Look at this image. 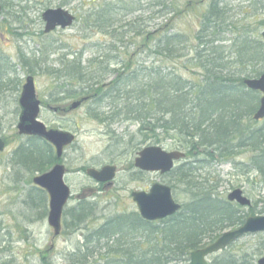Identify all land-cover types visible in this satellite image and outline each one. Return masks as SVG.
Returning a JSON list of instances; mask_svg holds the SVG:
<instances>
[{"label":"rangeland","instance_id":"obj_1","mask_svg":"<svg viewBox=\"0 0 264 264\" xmlns=\"http://www.w3.org/2000/svg\"><path fill=\"white\" fill-rule=\"evenodd\" d=\"M171 1L167 0V5ZM179 2L184 12L175 17L170 26V33L182 38L183 42L178 46L177 50L180 51L178 56L167 59L159 52L154 53L157 45H161L160 30L170 16H164V12L161 11L164 9L156 4V0H0L3 5L0 13V123L2 138L7 143L5 150L0 153V228L2 229L0 264H71L69 255L83 239L81 231L67 229L64 222L62 234L57 238L53 237L54 230L48 224L49 197L46 192L33 185L32 179L37 174L26 170L17 153L23 148L35 149L37 143L39 149L44 147L41 142L20 135L17 129L21 114L19 98L23 84L26 82L25 77L34 76L37 94L46 103L52 100V95L62 97L68 93L66 86L68 80L43 74L44 70L64 71L66 69L64 63L75 60L81 61V65L86 67L89 60L104 53L106 56L109 55L111 60L107 73L102 77L103 85L107 86L119 76L123 67L131 63L136 73L141 76L152 72L150 66L155 65L160 71L164 67H170L189 82H195L200 86L202 71L195 65L188 67L185 65L195 56L194 49L198 46L195 35L202 30L203 16L208 11L211 0H178ZM216 2L225 9L226 18L223 27L227 30L219 31L220 42L216 43L224 52L222 63L225 66L224 77L227 73H230L229 77L232 79L244 77L240 74L243 72L249 74L246 78H253L251 66L247 65L246 70H242L235 43H239L241 36H248L252 40L262 39L264 0H216ZM109 3V10L114 11L113 19L117 21L113 27L118 30L117 34L120 37L117 38L111 32L112 27L101 31L90 24L91 22L88 25L82 21L85 15L94 13L95 10ZM52 7H63L74 13L77 17L74 25L46 33L42 13ZM137 19L144 20L148 26L147 30L155 32L148 46L144 45L142 36H131L127 28L122 27ZM162 30L164 31V28ZM119 39H123V42ZM128 41L132 44L130 45ZM112 48L114 51L118 49L114 52ZM24 58L28 59L32 66L27 65ZM34 61L36 63L33 65ZM232 82L236 84L237 80ZM76 85L79 88L80 84ZM77 98L71 99V102ZM100 100L89 101L83 109L64 116V119L47 108L40 115L39 119L47 125L64 124L78 131L79 142L66 150V162L70 168L79 167L81 164L97 165L117 155L120 156L118 151H122L121 146H127L128 135H132L137 130L136 124L132 121L108 123L92 117L91 114L97 110H108L104 107L108 105V101ZM111 137H114V140ZM115 139H122V145H115ZM172 141V139L161 143L153 141V145L158 144L171 150ZM110 145L116 152L113 156L108 152ZM135 147L136 145L133 149ZM250 155L243 150L229 158L219 156L212 159L206 154L197 155V159L201 161L199 164L202 165L200 166L202 169L198 172L203 176L209 174L217 178L218 191L224 197L227 198L230 191L235 188L244 189L245 195L252 200L250 208L244 207L246 218L264 214V187L256 179L255 173L248 172L251 169ZM129 158V154L120 157L125 162ZM208 159H211V162ZM182 163L184 161L177 164ZM146 180H133L129 173L128 175L123 173L118 177L113 194H102L92 198L93 202L98 203V216L90 222L92 227L101 225L115 214L134 213L137 210L136 203L131 199L134 189H144L145 185L148 183L151 185L155 180L170 185L172 179L168 175L162 176L158 173L146 177ZM69 182L74 184L75 193L80 192L83 185L88 183L84 175L72 173ZM174 196L181 203L187 199L180 189ZM75 205L76 202L71 201L66 207L63 221L66 220V212ZM263 255L264 232H258L243 235L227 249L209 257L208 261L212 264L216 258L231 256L241 263L240 258L245 256L251 264H258V259Z\"/></svg>","mask_w":264,"mask_h":264},{"label":"trees","instance_id":"obj_2","mask_svg":"<svg viewBox=\"0 0 264 264\" xmlns=\"http://www.w3.org/2000/svg\"><path fill=\"white\" fill-rule=\"evenodd\" d=\"M166 1L156 0V4L163 7L164 16H170L163 24L164 31L163 28L160 30L161 45H157L154 53L171 59L178 56L180 51L177 49L183 39L170 33V26L184 10L178 0H172L169 5ZM109 5L85 15L82 21L101 31L112 27L111 32L117 38L118 30L113 29L117 21L113 19L114 11L109 10ZM209 6L203 16L202 30L195 35L198 40L195 56L185 65H195L202 71L200 86L170 67L160 71L159 67L150 66L152 72L141 76L131 63L104 86L102 77L111 60L104 53L89 60L86 67L79 60L64 63L66 73L62 77L71 84L69 95H90L95 101H108L104 106L108 110H97L92 117L108 123L132 121L137 130L128 136L142 134L156 143L172 139L171 149H184L187 154L184 163L177 164L166 174L172 179L170 186L174 194L177 195L180 189L187 198L173 216L151 222L145 221L139 212L116 214L103 225L92 227L90 222L97 210L95 203L81 202L68 210L64 226L71 231H81L83 236L69 255L71 264H190L192 251L211 244L225 230L242 226L247 220L244 206L229 202L219 193L217 178L198 172L202 169L201 161L197 159L199 154L212 159L229 158L243 150L251 154L248 172L255 173L264 187V119L259 122L253 119L261 93L244 85L248 73L240 72L244 77L236 79L229 77L230 73L224 77V52L216 43L220 42L219 31L227 30L223 27L225 9L216 0H211ZM122 27H126L131 36H142L145 46L155 35L140 19ZM119 40L123 42V39ZM235 46L242 70L251 66L253 77L264 72L263 38L252 40L241 36ZM24 62L32 66L28 59L24 58ZM233 80H237L236 84ZM76 84H80L79 88ZM42 149L37 143L35 149L23 148L17 152L26 170L44 172L54 163L51 147L44 145ZM41 198L44 200L43 196ZM240 261L223 256L214 259L212 264H251L245 256Z\"/></svg>","mask_w":264,"mask_h":264},{"label":"water","instance_id":"obj_3","mask_svg":"<svg viewBox=\"0 0 264 264\" xmlns=\"http://www.w3.org/2000/svg\"><path fill=\"white\" fill-rule=\"evenodd\" d=\"M0 3V12L2 11ZM43 19L46 27L45 32L49 33L57 27L68 28L74 25L76 16L66 10L65 8H50L43 13ZM264 40V28L261 32ZM26 82L23 84V91L19 98L20 108L22 110L19 117L17 129L21 135L39 136L46 141H50L55 147L57 156L61 157L63 150L69 144L75 141V135L68 131L48 128V126L41 120V100L38 99L37 89L35 87V78L32 76L26 77ZM244 85L253 91H260V104L253 114V119L259 121L264 119V72L257 77H247L244 80ZM89 97L77 100L71 106L72 109H77L83 101H87ZM2 126L0 123V153L5 150L6 143L1 136ZM185 153L181 150L169 151L159 145L145 147L136 158V166L142 170L158 172L161 175L171 172L175 168L177 161L185 159ZM88 174L92 176L97 182H105L109 185L108 189L113 184V180L117 174V167L106 165L100 170L91 167L88 169ZM65 166L58 163L52 169L44 174H38L33 178V184L37 187H42L50 196L48 213V224L52 226L53 236H59L63 229L62 219L63 212L71 197L70 187L64 181ZM133 201L136 202L138 212L146 221L163 220L167 217L173 216L182 207V203L174 198L173 189L169 184L156 182L149 191H134ZM229 202H237L241 207L252 206V200L244 193L243 188H236L230 191L227 195ZM264 232V214L253 215L248 217L245 223L239 228L225 231L219 238L211 242V244L194 250L190 256V264H210L207 257L214 253L222 252L228 248L237 239L243 237L245 234H253ZM258 264H264V256L258 259Z\"/></svg>","mask_w":264,"mask_h":264},{"label":"flooded vegetation","instance_id":"obj_4","mask_svg":"<svg viewBox=\"0 0 264 264\" xmlns=\"http://www.w3.org/2000/svg\"><path fill=\"white\" fill-rule=\"evenodd\" d=\"M42 73L43 74L47 73V74H49V75H51L53 77H57L58 76L60 78H63L62 76L65 75L66 72L63 71V70H54V71L44 70V72H42ZM70 85L71 84H66L68 89H70ZM60 89L63 90V87L60 86ZM71 89H72V87H71ZM83 96H84L83 94H80V95L77 96L78 97L77 98V97H73V96L69 95V93H67L66 95L60 97V96L55 94V95H52V97H51L52 100L49 101V102H46V103L43 101V99L39 98L41 100V106H42L41 107V113H42L43 110H45L47 108L50 111L54 112L55 114H58L59 115V116L57 115L58 117L64 119V116H67L68 114H71V113H75L79 109H83V107L86 105V103L88 101H90V100L83 101L81 103V105H79L77 107V109H72L71 108L72 104L74 102H76L77 100L84 99L85 97H83ZM68 97H71V98H68ZM73 98H77V99L76 100L74 99L71 102V99H73ZM48 128H54V129L58 128L60 130L66 131V132L70 131V132H72L75 135V141L72 144H69L68 146H66L64 148V150H63L64 152H63L61 157L57 156L56 147L50 141H46V140H44L43 138H41L39 136H29L31 138L38 139L45 146L49 145V147H51V149H52V152L54 153V158H53V162L54 163L49 165L48 169L45 170L44 172H39L38 171V173H36L37 175L38 174H44L45 172H48V170L52 169L58 163L63 164L65 166L64 181L70 187L71 194H72L70 199H69V201L67 202V206L70 205L71 201H75L76 204H77V205H75L73 207L78 206L81 202H90V203H95L97 205L98 203L93 202L92 198H95L98 195H102V194H105V195L113 194L114 188L117 187L118 177H119L120 174L126 173L128 175V173H129L133 180L135 179V180H138V181H144V180H146V177H150L152 175L158 174L156 171L153 172V171H147L145 169L142 170V169H140V168H138L136 166V160H137L136 158L139 156L140 152L147 146H153V140L150 137H146V136L144 137L142 134H140L138 137H136L135 135H133L132 137L128 136L129 139H128L126 147L121 146L122 145V139L121 140L115 139L114 144L117 145L116 143H118L122 147V151H118L120 153L119 154L120 156L117 155L116 157H112V159L107 160L105 162H101L100 164H97V165H93V164L90 163V164H81L79 167H76V168H70V166H67V162H66V152H67L66 150L68 148H70L71 146L76 145L79 142V140H78V131L76 129H73L72 127H70L68 125L57 124V123H56V125L55 124L48 125ZM111 139L114 140V137H111ZM137 139H139L138 143H136ZM134 145H136L135 149H133ZM120 146L118 148H120ZM109 149L110 150L108 152H109L110 155L113 156L114 154H116V152H114L115 149L112 148L111 145L109 146ZM124 154H126V155L129 154L130 155V158L126 162H125V160H121L120 159V157L122 155H124ZM106 165H110V166L114 165V166L117 167L116 177L114 178L113 184L111 185V187L109 189H108L109 185H107L108 183L97 182L87 172L88 169H90L91 167L100 170L102 167H104ZM127 171H128V173H127ZM71 173L73 175H75V174L76 175H84L87 178V182L88 183H85L83 185V188L81 189V191L78 192V193H75V191H74V187H73L74 184L69 182V176H70ZM67 178H68V180H67ZM149 182H150V180H149ZM156 182L157 181L155 180V182H153L151 185H149V183H148V185H145L144 189H134L132 191V193H131L132 201H133V196L132 195H133L134 191H137V190L138 191H145V190L149 191V189ZM39 188L41 190H43L44 192H46V195H48L47 191L45 189H43L42 187H39ZM48 197H49V195H48ZM133 202H135V201H133ZM136 207H137V205H136ZM97 212H98V210H96V213H94L95 214L94 218H96V216H98ZM135 212H138V210H136ZM157 221H159V220H157ZM157 221H154V222H157ZM103 224L104 223H102L101 225H103Z\"/></svg>","mask_w":264,"mask_h":264}]
</instances>
